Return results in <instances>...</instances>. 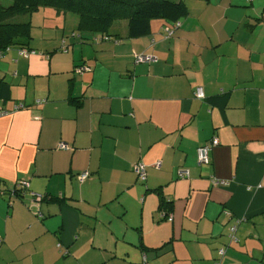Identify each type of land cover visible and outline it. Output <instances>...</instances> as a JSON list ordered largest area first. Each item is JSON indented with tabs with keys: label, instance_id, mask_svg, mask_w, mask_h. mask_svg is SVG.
<instances>
[{
	"label": "crops",
	"instance_id": "0c3cea01",
	"mask_svg": "<svg viewBox=\"0 0 264 264\" xmlns=\"http://www.w3.org/2000/svg\"><path fill=\"white\" fill-rule=\"evenodd\" d=\"M185 1L137 37L20 14L43 31L0 59V264H264V0Z\"/></svg>",
	"mask_w": 264,
	"mask_h": 264
},
{
	"label": "trees",
	"instance_id": "16d2710c",
	"mask_svg": "<svg viewBox=\"0 0 264 264\" xmlns=\"http://www.w3.org/2000/svg\"><path fill=\"white\" fill-rule=\"evenodd\" d=\"M39 6L76 12L80 15V28L101 32H108L116 20L128 19L129 35L132 37L149 34L154 18L175 23L188 13L185 0H11L9 5L0 3L1 51L14 45H29L32 39L31 21L5 23V20L31 12ZM160 196L161 209L167 206L169 213L172 202Z\"/></svg>",
	"mask_w": 264,
	"mask_h": 264
},
{
	"label": "built area",
	"instance_id": "2783aa9c",
	"mask_svg": "<svg viewBox=\"0 0 264 264\" xmlns=\"http://www.w3.org/2000/svg\"><path fill=\"white\" fill-rule=\"evenodd\" d=\"M174 24H175V27L177 28L178 26L181 25V22L178 21V22H175ZM176 28H167V35L168 36H171L174 33V31H175ZM110 38H111V36H109V35L106 36V39H110ZM3 54H4V51H1L0 50V59L3 56ZM20 54L27 56L28 55V52L26 50L22 49L20 51ZM137 59L138 60H146L147 59V56L142 54V55L137 56ZM86 68H87L86 66H80V67H78L77 70L78 71H83ZM194 92H195V96L197 98H199V99H203L206 96L205 95V92H204V89L201 86L197 87ZM22 106H23L22 104H19L17 107L19 108V107H22ZM2 113H5V111L4 112L3 111H0V114H2ZM218 143H219V139L217 137H213L209 142H207V143H205V144H203V145H201V146H199L197 148V157H198V160H199V162L201 164H209L210 163V151H211L212 147L215 146V145H217ZM61 146L63 148H66L67 145L66 144H62ZM135 169H136V172L138 174V178L141 181L146 180L147 171H146L145 166L142 163H138L136 165V168ZM179 173H180V176H182V177L189 176V172L187 170H185V169L180 170ZM88 176H89V172H87V171H85V172H83V173H81L79 175L81 181L84 180V179H86ZM213 181L215 183H224V181L220 182L217 179H214ZM21 184H22L21 186L23 188L28 187V182H26V181H23ZM163 216L166 217L165 214H163ZM167 219L172 220L173 218L169 214L167 216ZM235 231H236V227H233L232 230H231V234H230V237L232 238V240H235L236 239ZM220 253H221V255H223L225 253V248H221L220 249Z\"/></svg>",
	"mask_w": 264,
	"mask_h": 264
},
{
	"label": "rangeland",
	"instance_id": "374dc122",
	"mask_svg": "<svg viewBox=\"0 0 264 264\" xmlns=\"http://www.w3.org/2000/svg\"><path fill=\"white\" fill-rule=\"evenodd\" d=\"M0 3L5 4V5H9V4H11V0H0ZM41 8L42 9H53L54 12L58 11L54 7H51V6H41ZM29 16L30 15H28V14L27 15H20L19 14L17 16H13V17L8 18L7 20H5V23L19 22V21L29 20L30 19ZM56 16H57V12H56ZM56 16L54 18H56ZM54 22H55V19L53 21V24H54ZM32 30H33V28H32ZM41 31H43L42 28L41 27H38V25L36 23L35 28L33 30V37L35 35L38 36V34H40Z\"/></svg>",
	"mask_w": 264,
	"mask_h": 264
}]
</instances>
